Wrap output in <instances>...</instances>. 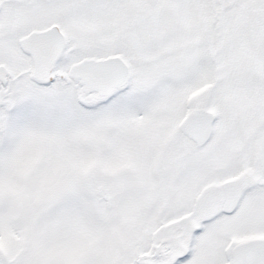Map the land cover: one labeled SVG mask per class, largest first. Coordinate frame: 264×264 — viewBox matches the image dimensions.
Instances as JSON below:
<instances>
[{
    "label": "snow or ice",
    "instance_id": "snow-or-ice-1",
    "mask_svg": "<svg viewBox=\"0 0 264 264\" xmlns=\"http://www.w3.org/2000/svg\"><path fill=\"white\" fill-rule=\"evenodd\" d=\"M0 264H264V0H0Z\"/></svg>",
    "mask_w": 264,
    "mask_h": 264
}]
</instances>
